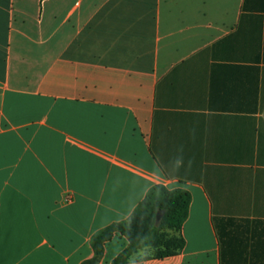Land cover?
<instances>
[{"label":"crops","instance_id":"0c3cea01","mask_svg":"<svg viewBox=\"0 0 264 264\" xmlns=\"http://www.w3.org/2000/svg\"><path fill=\"white\" fill-rule=\"evenodd\" d=\"M156 185L185 245L127 264H264V0H0V264L93 260Z\"/></svg>","mask_w":264,"mask_h":264},{"label":"trees","instance_id":"16d2710c","mask_svg":"<svg viewBox=\"0 0 264 264\" xmlns=\"http://www.w3.org/2000/svg\"><path fill=\"white\" fill-rule=\"evenodd\" d=\"M190 194L184 189L169 190L156 185L132 216L107 227L93 238L96 257L84 264H95L104 245L119 232L128 240L127 247L111 264H127L141 250L152 248L156 256L165 257L181 251L185 240L180 232L188 214ZM162 214L157 224V215Z\"/></svg>","mask_w":264,"mask_h":264},{"label":"water","instance_id":"95a60500","mask_svg":"<svg viewBox=\"0 0 264 264\" xmlns=\"http://www.w3.org/2000/svg\"><path fill=\"white\" fill-rule=\"evenodd\" d=\"M161 218H162V214H158L157 215V224L160 222Z\"/></svg>","mask_w":264,"mask_h":264}]
</instances>
